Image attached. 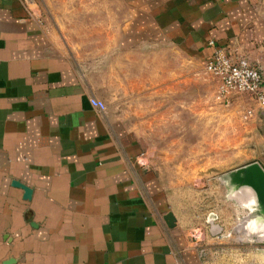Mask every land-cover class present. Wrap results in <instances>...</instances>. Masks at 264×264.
I'll return each mask as SVG.
<instances>
[{"label": "crops", "instance_id": "1", "mask_svg": "<svg viewBox=\"0 0 264 264\" xmlns=\"http://www.w3.org/2000/svg\"><path fill=\"white\" fill-rule=\"evenodd\" d=\"M75 40H96L101 63H77ZM211 40L264 75V0H0V264H217L136 165L135 130L89 101L106 81L90 74L122 71L124 54L168 42L204 63Z\"/></svg>", "mask_w": 264, "mask_h": 264}, {"label": "rangeland", "instance_id": "2", "mask_svg": "<svg viewBox=\"0 0 264 264\" xmlns=\"http://www.w3.org/2000/svg\"><path fill=\"white\" fill-rule=\"evenodd\" d=\"M72 5L68 18L76 16L79 22L84 21L86 9ZM82 42L77 49L84 55H77V63H101L104 58L95 55L97 41L72 43ZM147 48L137 58L124 54L122 71L90 74L95 80L106 79L103 84H94L102 89L101 100L127 128L135 130L148 166L165 184L168 209L181 219L187 236L192 228L202 229L207 252L208 248H213L212 253L218 251L217 264H264V238L260 239V229L248 222L262 215L264 206L259 201L253 210L248 191L238 189L235 193L226 180L252 163L264 169V108L246 94L230 100L219 95V85L204 63L184 56L171 43ZM249 110L252 113L247 116ZM231 183L242 184L236 180ZM211 218L223 233L232 226L238 233L232 232L230 238L211 236Z\"/></svg>", "mask_w": 264, "mask_h": 264}, {"label": "built area", "instance_id": "3", "mask_svg": "<svg viewBox=\"0 0 264 264\" xmlns=\"http://www.w3.org/2000/svg\"><path fill=\"white\" fill-rule=\"evenodd\" d=\"M209 44L213 50L210 57L204 61V67L217 81L219 95L230 100L236 95L246 94L254 101L255 105L264 108V75L259 68L230 48L218 45L212 40L209 41ZM89 101L98 112L106 110V105L102 100L91 96ZM251 113V110L246 112L247 116H250ZM135 163L141 168L149 167L147 156L143 152L136 157ZM214 221L215 218L208 220L209 233L211 236L218 237L223 234V228ZM213 226H216L217 229H214ZM188 235L192 245L200 253H204V239L206 237L204 231L196 227L192 228ZM175 264L182 263L179 261Z\"/></svg>", "mask_w": 264, "mask_h": 264}, {"label": "water", "instance_id": "4", "mask_svg": "<svg viewBox=\"0 0 264 264\" xmlns=\"http://www.w3.org/2000/svg\"><path fill=\"white\" fill-rule=\"evenodd\" d=\"M234 176L237 184L245 181L247 177L253 178L259 185V189L261 193V197L259 198L260 205L264 206V169L259 164L252 163L243 168L237 169ZM22 188L25 190L26 194L28 195L30 190L27 189L25 186H22ZM164 219L168 227L172 228L175 225V217L172 212H168L167 214H165Z\"/></svg>", "mask_w": 264, "mask_h": 264}, {"label": "bare ground", "instance_id": "5", "mask_svg": "<svg viewBox=\"0 0 264 264\" xmlns=\"http://www.w3.org/2000/svg\"><path fill=\"white\" fill-rule=\"evenodd\" d=\"M228 178H230L231 180H235V176L234 175L228 176L226 178V180H228ZM241 185H249V186L252 187V189L255 190V192H253L249 188H240V189L244 190V192L248 191V194H246V195H248L250 197V199L252 201V204H253V208H254V209L253 208L252 209L255 210L259 206L258 202H259V198L261 197L259 185L257 184V182L253 178H250V177H247L246 180L243 181ZM236 191H238V190L235 189V193H236ZM249 219H252V220H249L248 222L254 224L256 226L255 229H257V228L260 229L259 230L260 232L258 233L259 234V238L260 237L264 238V208H262V215H256V216H253V217H251ZM243 223H244V220H243ZM245 226H247V225L245 224Z\"/></svg>", "mask_w": 264, "mask_h": 264}, {"label": "clouds", "instance_id": "6", "mask_svg": "<svg viewBox=\"0 0 264 264\" xmlns=\"http://www.w3.org/2000/svg\"><path fill=\"white\" fill-rule=\"evenodd\" d=\"M228 185H229L230 188H234V189H237V190L240 189V188H249V189H251L253 192H255V190L252 189V187L249 186V185H240V186L233 185V184L231 183V179H230V178H228Z\"/></svg>", "mask_w": 264, "mask_h": 264}]
</instances>
